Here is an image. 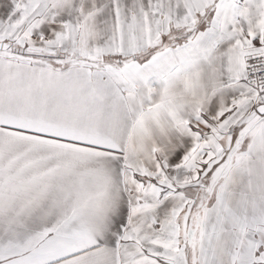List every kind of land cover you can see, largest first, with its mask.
<instances>
[{
    "label": "snow or ice",
    "instance_id": "1",
    "mask_svg": "<svg viewBox=\"0 0 264 264\" xmlns=\"http://www.w3.org/2000/svg\"><path fill=\"white\" fill-rule=\"evenodd\" d=\"M0 264H264V0H0Z\"/></svg>",
    "mask_w": 264,
    "mask_h": 264
}]
</instances>
